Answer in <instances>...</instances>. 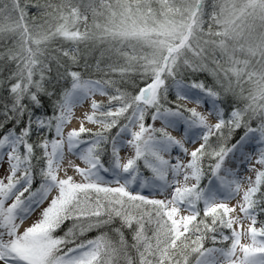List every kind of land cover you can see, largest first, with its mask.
Returning a JSON list of instances; mask_svg holds the SVG:
<instances>
[{"label": "snow or ice", "instance_id": "6c2138e0", "mask_svg": "<svg viewBox=\"0 0 264 264\" xmlns=\"http://www.w3.org/2000/svg\"><path fill=\"white\" fill-rule=\"evenodd\" d=\"M205 4L44 0L34 5L37 19L28 17L27 3L0 0V74L9 71L0 88L11 97L0 130L15 122L0 135V166L8 164L0 177V264H264V223L256 227L264 215V0H214L207 29ZM97 51V70L104 71L103 59H117L106 66L108 78L85 80L74 69L82 58L87 67ZM53 66L56 79L70 78L71 86L53 101L51 115L34 117L30 105L43 107L41 95H56L46 87ZM186 73H208L214 82H188ZM131 75L143 84L135 94L124 87ZM229 99L235 106L226 120L220 105ZM86 101L90 113L65 134ZM209 101L208 115L185 103ZM198 140L193 150L185 146ZM125 147L134 155L122 162ZM68 154L84 165L69 162L79 180L64 168ZM205 159L218 184L202 188ZM141 160L150 177L141 174ZM228 160L236 167H225ZM45 201L40 218L21 231Z\"/></svg>", "mask_w": 264, "mask_h": 264}, {"label": "trees", "instance_id": "16d2710c", "mask_svg": "<svg viewBox=\"0 0 264 264\" xmlns=\"http://www.w3.org/2000/svg\"><path fill=\"white\" fill-rule=\"evenodd\" d=\"M39 2L40 4L44 3V0H21L22 5L24 3H27L28 7L26 8V12L29 18L31 17H36L37 19H39V13H38V9L36 7H34V5ZM214 3V0H206V4H205V24L204 27L205 29H207L208 24H209V14L213 11L212 9V5ZM60 44V41H55L53 42V47L58 46ZM64 47H70L69 44L65 43L63 45ZM99 58V51L95 52L93 55L89 56L87 58V67H85V60L82 58L80 61V65L78 67H76L74 70H79L82 74V78L85 80L88 79H100L102 77H104V71L107 70L106 66L111 63L112 61L116 60V57H113L112 60H109L107 58L103 59L101 61L100 64V69L104 70H97L96 68V60ZM65 64H68V61L65 59L64 61ZM120 64H123L124 61L123 59L119 60ZM11 68L14 69V65L10 66ZM62 71V70H61ZM9 74L8 69H5L3 71L2 74H0V79H3L5 77H7ZM49 75H51L53 77V80L51 83H47L46 82V87L48 89V91L50 92H55L56 95L53 97H49L47 95H41V102L43 107L40 108H36L32 105H30V107L32 108V112L34 117L35 116H41V115H51L52 114V104L53 101L60 95V93L66 89L69 88L71 86V79L70 78H66V79H56V68L55 66H53V71L52 73H50ZM112 79H116V80H120V76L118 73H112L110 74ZM104 78H108V77H104ZM185 79L186 81L190 82L192 80H202L204 81L205 84L211 86L213 84V77L210 76L208 73H196L194 75L192 74H185ZM136 84H140V86H143L142 82L139 81L138 76L137 75H131L128 78V82L127 84L124 85V87L127 89V91L135 94V88H136ZM245 87H247V85H245ZM174 97V93H170V99ZM25 103H29V101L25 100ZM9 104L11 103V97L9 96L8 90L6 87L0 88V111H3V107L5 104ZM107 103V102H106ZM223 109H224V118L227 120L230 117V113L232 108L235 106L231 103V100L229 99L228 101L221 103L220 105ZM239 107H243V103H241L240 105H238ZM3 117H0V120H2ZM14 121L8 123L7 125H5V128L3 130H0V135L3 134L4 131H7L9 128H12L14 125ZM27 123V116H25L19 123V125L16 126V131L19 132V130L25 126V124ZM146 123H151L150 120H146ZM257 124V120L254 118L252 120V126L255 127ZM98 130V129H97ZM95 130V131H97ZM93 131V132H95ZM117 131V129H112V134L114 135L115 132ZM227 128L224 129L225 134H227ZM245 129L243 127L236 129L233 133H232V137L231 140L228 141L229 144L234 143L236 140H238L240 138V136L243 135ZM54 134H49V138L51 139L52 136ZM37 137L34 134L32 136V140H35ZM212 141L216 142L217 141V137L213 136L212 137ZM37 155H39V153H37ZM210 163H213V161H209L207 159H205L204 161V166H205V172L206 175L204 176V178L201 180V184L200 186L203 188L206 184V182L208 181V179L211 177L210 172L208 171V166ZM140 170L143 169V167L140 166ZM39 182H40V178L37 175L34 183H33V188H36L39 186ZM259 195V194H258ZM199 207L202 208V203L200 205H198ZM259 219H261V222L264 223V215H259ZM71 222H66V225L63 229H61L59 231L58 234H63V231L66 230V228L68 226H70ZM97 233L92 232L88 234V238H92L93 236H95ZM126 236H129L130 239V234L128 232L125 233ZM206 246H210L208 244H206Z\"/></svg>", "mask_w": 264, "mask_h": 264}, {"label": "rangeland", "instance_id": "374dc122", "mask_svg": "<svg viewBox=\"0 0 264 264\" xmlns=\"http://www.w3.org/2000/svg\"><path fill=\"white\" fill-rule=\"evenodd\" d=\"M173 93H174V91H173ZM96 96H100V95L97 94ZM101 97L107 101V97H106V96H101ZM104 103H106V102H104ZM185 103H187V106H188V107H190V108H191V107H195V108H197V111L203 112L205 115H208V113H209V111H210V107H211V105H210V101L204 103L203 105H199V106L196 105L195 103H192V102H185ZM89 110H91V109H90V101H86L82 106H78V107L74 110V112L77 114V115H76L77 117H75V118H76L75 120H77V124L74 125L73 127H72V126H71V127H66V128H65V134H66L68 131H70L72 128H79V126H80V124H81V122H82V120H83V117H84L85 113H89ZM216 122H217L216 117H215L214 115H210V116H209V123H211V124H215ZM84 124H85V127L90 128V129H96V128L98 127L97 125L92 124V123H88V122H86V121L84 122ZM155 126H156V127H163L164 125H163V122H162V121L157 120V121L155 122ZM168 131H169L173 136H175L177 139H178V137L183 138V133H182V131H178V130H176V129H174V128H169ZM176 134H178L179 136H177ZM200 142H201V141H199V140H198L195 144L190 143V142H186L185 146L188 147L189 150H193L195 147H198V146H199V143H200ZM66 150H67V149H66ZM176 154H177V153H176V151L174 150L173 153H172V156H175ZM120 155H121V161H122V162H126L128 158H130V157H132V156L134 155V151H133L131 148H127V147H125V148H122V149H121ZM67 156H68V162L71 161V162H73L74 164H79L80 166H83L82 162H81L79 159H77L76 157H74V156H72V155H70V154H68ZM166 158H168V157H166ZM104 159L107 160V156H105ZM137 163H138L139 166L143 167V161H142V160H141V161H138ZM231 163H232L231 160L226 161V162H225V167H227V168H235L236 165H235L234 163H232V166H231ZM257 167H259V165H257ZM64 168H66V169L68 170V175H73V176H75L77 180L80 179V177L77 176L76 173L74 172L73 168L71 167V164L66 165V167H64ZM7 169H8V164H7V162H4L3 165L0 166V177H2V176H6V175H7V171H6ZM140 169H141V168H140ZM140 172H141V174H142L144 177H150V176H151V172H150V170H148V169H146V168H144V167H143V169H142ZM221 174H223V172H222ZM61 175H63V172L61 173ZM241 175H243V176H251L253 179L255 178V174L252 173V172H249V171H244V170H242V171H241ZM169 178L171 179V177H169ZM210 180L212 181L213 185L218 184V181H216L214 177H211ZM210 180H209V181H210ZM208 186H209V182L207 183L206 187H208ZM247 186H248L247 181H244V183H243V187L246 188ZM133 187H135V185H134ZM148 192H149L148 189H145V190H144V194H145V195H147ZM156 198L164 199L165 197H164V196H159V195H158V196H156ZM50 199H51V197L49 198V200H50ZM232 201H233V205H236V204L238 203V198H237V199H234V200H232ZM47 206H48V201H45V203L41 206V208L37 209V210H36V211H35V212H34V213H33V214H32V215H31V216H30L25 222H24V224H23L22 227H21V231H23L25 228L31 226L35 221H37V220L40 218L41 211L43 210V208H46ZM202 206H203V204H202ZM181 214H182V215H187L188 212L182 209ZM259 218H260V217H257V221H258L257 224H256V227H257V228H259V227L261 226V224H262L261 219H259ZM245 226H247V224H246Z\"/></svg>", "mask_w": 264, "mask_h": 264}, {"label": "bare ground", "instance_id": "6f19581e", "mask_svg": "<svg viewBox=\"0 0 264 264\" xmlns=\"http://www.w3.org/2000/svg\"><path fill=\"white\" fill-rule=\"evenodd\" d=\"M95 99H97L98 101H103V102H105V99H103L101 96H95ZM91 111V110H90ZM90 111H89V113H90ZM77 114L75 113V117H77L76 116ZM74 117V119L72 120V122L68 125V127H73L74 125H76L77 124V120H75L76 118ZM177 136H179L178 134H176ZM178 139H181V137H178ZM65 151H66V153H67V150L65 149ZM68 164H70L69 162H68V156H66V160H65V163H64V167H66V165H68ZM231 166H232V163H231ZM230 204L231 205H233V201H230Z\"/></svg>", "mask_w": 264, "mask_h": 264}]
</instances>
